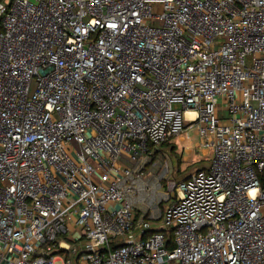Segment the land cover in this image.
Returning <instances> with one entry per match:
<instances>
[{
  "label": "built area",
  "instance_id": "2783aa9c",
  "mask_svg": "<svg viewBox=\"0 0 264 264\" xmlns=\"http://www.w3.org/2000/svg\"><path fill=\"white\" fill-rule=\"evenodd\" d=\"M56 261L264 264V0H0V264Z\"/></svg>",
  "mask_w": 264,
  "mask_h": 264
},
{
  "label": "rangeland",
  "instance_id": "374dc122",
  "mask_svg": "<svg viewBox=\"0 0 264 264\" xmlns=\"http://www.w3.org/2000/svg\"><path fill=\"white\" fill-rule=\"evenodd\" d=\"M222 115V114H221ZM183 135L185 136L186 138V142H182L180 141L179 139L176 140V139H172L171 140V145L174 146V143L176 142L177 145H180L181 143H186L188 144V141L190 140L192 143L196 142L198 137H197V134L195 132V127L193 124H187L184 129H183ZM168 145L165 147L167 148ZM192 148V152H191V156H192V159H191V163H180L178 166H176V164L174 163V169H179L180 166L181 167H186V170H183V171H176V173L173 175V178L178 180L180 178H182L183 175H185L186 173H189L191 171H194L195 169L197 168H200L202 166H209L210 165V161L212 159V153H211V150L209 149V153L207 154V157H204L203 156V153L202 151L199 149V147H197L196 145H192L191 146ZM169 151V149H168ZM54 264H60L59 261H56Z\"/></svg>",
  "mask_w": 264,
  "mask_h": 264
},
{
  "label": "crops",
  "instance_id": "0c3cea01",
  "mask_svg": "<svg viewBox=\"0 0 264 264\" xmlns=\"http://www.w3.org/2000/svg\"><path fill=\"white\" fill-rule=\"evenodd\" d=\"M184 132V131H183ZM183 132L176 138V140H180V141H182V142H186V138H185V136L183 135ZM176 143V142H175ZM197 143H198V141H196V142H194V143H192L190 140L188 141V144H186V143H181L180 145H176V147L178 148V149H180L182 146H184L186 149H187V153L184 155V161H189L190 159H192V156H191V152H192V148H191V146L192 145H196L197 146ZM198 147V146H197ZM202 151V153H203V155H206V157H207V154L209 153V151H207V150H204V149H202L201 150ZM180 163H181V161H180ZM179 172H180V170H179Z\"/></svg>",
  "mask_w": 264,
  "mask_h": 264
},
{
  "label": "trees",
  "instance_id": "16d2710c",
  "mask_svg": "<svg viewBox=\"0 0 264 264\" xmlns=\"http://www.w3.org/2000/svg\"><path fill=\"white\" fill-rule=\"evenodd\" d=\"M170 152H171V156H172L173 161L175 162L176 166H178L180 164V153H179V151H177L175 149V147H171ZM188 166H186L184 170H186V168ZM178 172H179V169H178ZM164 233H165V238H166V241H165L166 246L171 247L172 246L171 230L170 229L169 230H164Z\"/></svg>",
  "mask_w": 264,
  "mask_h": 264
}]
</instances>
